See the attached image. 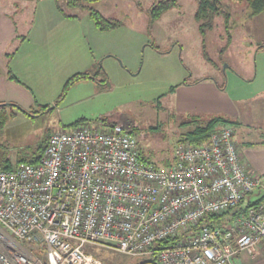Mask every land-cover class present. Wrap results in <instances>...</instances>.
<instances>
[{
  "label": "rangeland",
  "instance_id": "rangeland-1",
  "mask_svg": "<svg viewBox=\"0 0 264 264\" xmlns=\"http://www.w3.org/2000/svg\"><path fill=\"white\" fill-rule=\"evenodd\" d=\"M159 1L83 0L80 8L71 0H0V63L18 49L22 70L13 81L28 91L18 102L0 103L10 105L0 129V164L16 169L54 131L121 123L142 158L166 169L185 134L211 118L177 108L183 84L209 77L220 86L228 81L229 92L239 78L243 95L264 92V11L252 15L245 0H222L219 15L202 32L200 22L209 19H194L200 0H178L152 22L150 10ZM53 6L61 18L48 13ZM88 8L120 26L99 30ZM41 55L47 73L40 77L31 65L37 68ZM81 73L100 83H69ZM86 249L101 264H155L151 258Z\"/></svg>",
  "mask_w": 264,
  "mask_h": 264
},
{
  "label": "built area",
  "instance_id": "built-area-1",
  "mask_svg": "<svg viewBox=\"0 0 264 264\" xmlns=\"http://www.w3.org/2000/svg\"><path fill=\"white\" fill-rule=\"evenodd\" d=\"M214 217L229 221L203 224ZM87 247L234 264L264 248V179L244 169L232 127L179 143L166 169L141 159L121 123L54 131L36 164L0 170V264H101Z\"/></svg>",
  "mask_w": 264,
  "mask_h": 264
},
{
  "label": "crops",
  "instance_id": "crops-1",
  "mask_svg": "<svg viewBox=\"0 0 264 264\" xmlns=\"http://www.w3.org/2000/svg\"><path fill=\"white\" fill-rule=\"evenodd\" d=\"M49 2L50 0L46 3ZM55 11L56 7L53 6V10L48 11V13L52 16L57 14ZM1 45L2 43H0V47ZM17 50H14L11 55H9L10 53L6 54V56H13L11 60L0 63L2 66L0 69V103L18 102L25 97V93H28L26 88L10 78V75L15 78V74H19L22 70L18 67L19 55H17ZM28 58L26 55L25 60L28 61ZM48 62L49 60H47ZM45 63V58L41 55L37 68L31 64H28L27 67L24 64V66L29 68L31 65L34 70L33 73L39 74L41 77L42 74L47 73ZM25 73L27 76L24 80L29 83L31 77L28 72ZM227 83L228 81L222 89L216 79L209 77L200 78L192 83H185L182 85V92L178 90L180 97L176 99V106L179 110H185L188 113L206 114L211 118L221 117L233 122L234 127L233 124L226 127L232 126L234 130V140L244 169L248 173L264 179V92L248 97L242 94V87L245 85L244 80L238 78L236 85L229 92L227 91ZM220 128L223 127L218 129ZM261 197L260 192L254 193L248 198V202L243 203L241 207H245L247 203L249 205L255 204ZM234 264H264V248H258L253 255H238L234 259Z\"/></svg>",
  "mask_w": 264,
  "mask_h": 264
},
{
  "label": "trees",
  "instance_id": "trees-1",
  "mask_svg": "<svg viewBox=\"0 0 264 264\" xmlns=\"http://www.w3.org/2000/svg\"><path fill=\"white\" fill-rule=\"evenodd\" d=\"M82 2L83 0H71L70 3L74 7L80 6V8H83L81 4ZM177 2L178 0H160L159 2H157L150 10L151 11V14H149L150 21L154 22L158 18H160L162 14L172 10L177 5ZM245 2L248 8L250 9V12L252 15H257L261 13L262 11H264V0H245ZM221 5H222V0H200L198 1V7L196 9L194 19L197 20L198 22H200L203 19H206V20L209 19L208 22L206 23L200 22L199 26L202 32H203V29H202L203 27L205 26L211 27V24H210L211 20L214 18L215 15H219L220 10H221ZM87 10L89 11L90 18L93 20L94 25L99 30L107 31V30H111V29H114L120 26V22L118 21L106 20L97 11L90 9V8H88ZM66 17L71 18L74 16L69 15ZM10 78L14 79L12 75H10ZM83 79H88L93 82L100 83L99 81L95 79L93 75L89 73L77 74L73 78V80L70 81L69 83H73V81H76V80L79 81ZM105 82L102 84H105ZM223 87L224 86H220L221 89ZM6 107L7 105L0 104V129L5 125L6 120H7V116H6L7 113L5 110ZM47 108L48 106L43 108L44 109L43 111H46ZM41 113H38V114L41 115ZM232 124L233 122L226 120L224 118H221V117H214L203 123L202 122L197 123V125L195 126L193 130L185 134L184 138L180 141V143L188 142L191 145L200 146L204 144L207 141L210 134L218 130L219 127H226ZM46 140L47 138L44 140L42 144H40L36 148L35 152L31 155V157L27 158L26 160H23L21 164H32V165L36 164L40 159V156H41ZM141 159L144 162L148 163L147 161H145V159L142 158V156H141ZM0 170H11V169L5 164H0ZM228 221H229V218L223 219L222 217H214L212 219L206 220L203 224H209L210 227H220L222 226L221 223H223V225H226Z\"/></svg>",
  "mask_w": 264,
  "mask_h": 264
},
{
  "label": "water",
  "instance_id": "water-1",
  "mask_svg": "<svg viewBox=\"0 0 264 264\" xmlns=\"http://www.w3.org/2000/svg\"><path fill=\"white\" fill-rule=\"evenodd\" d=\"M5 105H9V104H5ZM10 106V105H9ZM14 107H17V106H14ZM18 108V107H17ZM19 109V111H21L22 113H26L24 110H22V109H20V108H18ZM52 109V108H51Z\"/></svg>",
  "mask_w": 264,
  "mask_h": 264
}]
</instances>
